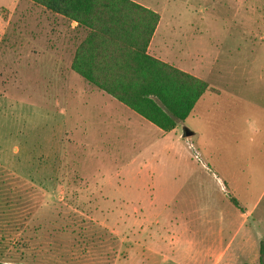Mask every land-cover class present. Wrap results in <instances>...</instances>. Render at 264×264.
<instances>
[{
  "label": "rangeland",
  "instance_id": "1",
  "mask_svg": "<svg viewBox=\"0 0 264 264\" xmlns=\"http://www.w3.org/2000/svg\"><path fill=\"white\" fill-rule=\"evenodd\" d=\"M137 1L159 13L162 28L180 21V29L188 32L157 37L156 42L180 53L185 66L195 68L204 80L222 91L219 98L212 95L218 104L206 103L203 110H198L203 115L210 106L214 116L213 144L206 150L211 152L210 160L205 156L198 159L196 151L189 150L182 139L176 144L181 154L173 164V154L168 152L161 153L157 163L151 160L146 164L91 147L89 139L69 128L80 124L78 116L88 109L79 102L84 95L80 91L77 95L72 84L65 83L68 74L77 75L62 73L57 57L43 50L57 49L62 44L58 32L62 31L66 39V52L62 53L66 57L61 61L68 65L78 32L71 28L70 21L48 14L28 0H0V181H34L35 189L45 181L51 190L50 199L65 196L62 201L72 206L77 201L72 198L75 193L83 199L88 197L82 208L86 217L83 223L105 229L122 220L117 218L122 210L132 212L134 206H140L135 201L138 197L170 194L171 174L177 181H188L189 192L194 194L202 193L197 183L202 181L204 204L208 200L216 205L222 193L217 181L208 175L221 172L240 208H253V218L235 234L221 264H264V252L260 251L264 241V0ZM196 122L191 120L187 127H200ZM65 126L70 129L66 135L62 133ZM178 129L182 131V127ZM142 157L152 159L151 155ZM185 161L191 163V170L185 171ZM205 162L211 171L208 175L201 171ZM33 194L37 206L40 196ZM86 204H92L91 208ZM151 205L153 210L156 206L161 209L158 200ZM22 227L32 229L30 225ZM101 228V234H95L97 241L82 237L83 254L94 244L99 248L92 264L109 261V235ZM145 231L159 233L163 245L169 241V228L164 222ZM8 239L0 242V260L5 263L10 262V246L16 249L23 244ZM24 254L31 261V252Z\"/></svg>",
  "mask_w": 264,
  "mask_h": 264
},
{
  "label": "crops",
  "instance_id": "2",
  "mask_svg": "<svg viewBox=\"0 0 264 264\" xmlns=\"http://www.w3.org/2000/svg\"><path fill=\"white\" fill-rule=\"evenodd\" d=\"M133 1L146 6L143 2ZM34 6L42 8L40 10L48 14H54L41 6L35 4ZM54 15L63 18L61 15ZM179 22L172 21L168 25L169 28H162L160 18L149 44L148 53L203 79L195 68L185 66L186 64L179 57L180 53L169 49L167 45L163 44L162 47L159 42H156L157 37L163 39L165 35L179 36L188 32L180 29L182 24ZM70 24L78 34L74 39L68 65L65 66V63L61 61L66 57L63 55L66 52L64 44L66 39L62 36V31L58 32V35H61L59 43L63 45L59 44L57 49L51 47L43 49L52 57H57L58 67L62 69V73L67 74L70 71L74 73L71 70L74 52L87 35V30L77 28L76 22H70ZM188 25L190 26L189 23ZM65 83L68 85L71 83L77 95L79 94L77 91L84 95L79 102L82 107L88 108L87 111L82 110L81 115L78 116L77 122L80 124L69 128L79 133V137L89 139L91 147L100 149L102 153L116 155V157L120 155L121 158L132 163L139 159L141 163L148 164L151 160L157 163L161 153L168 152L174 156L171 157L173 164V161H178L181 154V149L176 144L182 139L189 150L196 151L195 156L198 159L199 156H205L206 161H209L212 157L211 152L206 150L207 146L211 147L213 144L211 123L214 116L210 114L212 111L209 110L210 106L206 109L207 113L203 115L199 114L198 110H203L206 103L218 104V99L212 95L221 97L220 89L219 93L208 92L203 95L185 120H178L176 128L172 131L163 132L115 98L86 83L78 75L68 74ZM191 120L201 121L196 122L200 124V127L194 125L187 127ZM178 127H182V131H179ZM70 129L65 126L62 133L66 135ZM187 132L190 134L187 135ZM131 155L135 156L130 159ZM142 155H151L152 159L144 158ZM190 164L187 161L184 162L185 171L192 169ZM201 168V171L208 172L207 175L211 172L206 162ZM208 176L213 181H217L215 182L222 193V196L217 197L219 202L217 201L216 205H210L208 200L204 204L202 181H197L202 193L194 194L192 191L189 192L188 181H177V177L171 174L170 194L164 197L158 194V196L154 194L151 198L138 197L135 201L140 203V206H134L132 212L122 210L117 217L122 220L111 226L106 225L105 229L97 225L91 226L88 221H86L87 225L83 223L86 217L82 208L85 206L84 200L88 197L83 199L80 194L75 193L72 198L77 201L72 206L62 201L65 196L63 199L59 196V199H50L51 190L46 187L48 184L45 181L38 184L40 189L34 188V181H0V242L6 241L9 237L8 240L11 243L12 241L23 243L20 246L17 245L16 249L10 246L8 264H92L91 260L95 259L96 250L99 248H96L94 244L91 251L88 250L83 254L82 237L88 240L86 236H89L90 241H97L95 234H101L98 230L100 228L101 232H106L107 237L109 235L110 243L106 252L109 261L104 264H221L231 249L235 234L243 227H247L249 219L253 218V208L242 209L231 202L230 198L236 197L228 192L229 187L226 186L227 180L223 173ZM36 192L40 196L37 199V206L34 205L36 201L33 194ZM157 200L161 202V209L157 210L156 206L153 210L151 204ZM142 202L144 204H141ZM146 202L150 204L146 205ZM86 206L91 208L92 204H86ZM166 208H169L168 211ZM97 210L95 209V213ZM131 218L135 220L131 222ZM163 222L168 226L170 236L165 245L160 243L159 233L153 235L145 231L146 227L161 225ZM23 225H30L32 229H24ZM33 225L36 226L33 227ZM146 238L150 240L147 241ZM1 246V249L6 247ZM19 250L22 252L19 253ZM24 252H31V261L26 258L28 255Z\"/></svg>",
  "mask_w": 264,
  "mask_h": 264
},
{
  "label": "trees",
  "instance_id": "3",
  "mask_svg": "<svg viewBox=\"0 0 264 264\" xmlns=\"http://www.w3.org/2000/svg\"><path fill=\"white\" fill-rule=\"evenodd\" d=\"M28 1L87 30L74 52L71 70L163 132L185 120L203 95L220 92L207 81L148 53L160 15L138 2ZM230 200L240 208L236 198ZM260 251L264 252V241ZM0 264L8 263L0 260Z\"/></svg>",
  "mask_w": 264,
  "mask_h": 264
},
{
  "label": "water",
  "instance_id": "4",
  "mask_svg": "<svg viewBox=\"0 0 264 264\" xmlns=\"http://www.w3.org/2000/svg\"><path fill=\"white\" fill-rule=\"evenodd\" d=\"M186 134H187V135H189L190 133H189V132H187Z\"/></svg>",
  "mask_w": 264,
  "mask_h": 264
}]
</instances>
